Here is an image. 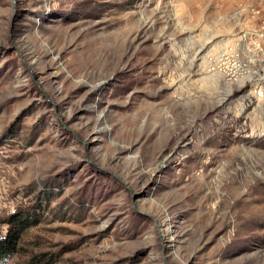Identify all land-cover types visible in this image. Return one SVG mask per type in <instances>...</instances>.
I'll return each instance as SVG.
<instances>
[{
	"label": "rangeland",
	"instance_id": "obj_1",
	"mask_svg": "<svg viewBox=\"0 0 264 264\" xmlns=\"http://www.w3.org/2000/svg\"><path fill=\"white\" fill-rule=\"evenodd\" d=\"M5 264H264V0H0Z\"/></svg>",
	"mask_w": 264,
	"mask_h": 264
},
{
	"label": "trees",
	"instance_id": "obj_2",
	"mask_svg": "<svg viewBox=\"0 0 264 264\" xmlns=\"http://www.w3.org/2000/svg\"><path fill=\"white\" fill-rule=\"evenodd\" d=\"M17 235L13 229L11 233L0 236V264H5L6 260L12 257L16 252Z\"/></svg>",
	"mask_w": 264,
	"mask_h": 264
}]
</instances>
